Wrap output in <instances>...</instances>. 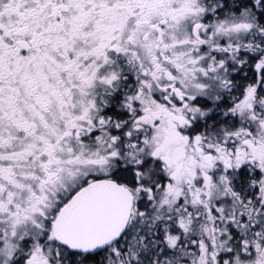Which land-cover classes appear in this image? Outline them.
<instances>
[{"label": "snow or ice", "instance_id": "6c2138e0", "mask_svg": "<svg viewBox=\"0 0 264 264\" xmlns=\"http://www.w3.org/2000/svg\"><path fill=\"white\" fill-rule=\"evenodd\" d=\"M0 264H264V0H0Z\"/></svg>", "mask_w": 264, "mask_h": 264}]
</instances>
